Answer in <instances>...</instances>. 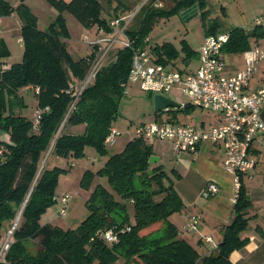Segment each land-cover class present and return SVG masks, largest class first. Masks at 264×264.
Listing matches in <instances>:
<instances>
[{"label": "trees", "instance_id": "16d2710c", "mask_svg": "<svg viewBox=\"0 0 264 264\" xmlns=\"http://www.w3.org/2000/svg\"><path fill=\"white\" fill-rule=\"evenodd\" d=\"M49 1L59 14L47 28L40 29L36 16L25 4L13 8L6 0H0V16L13 10L18 12L23 44L21 60L0 71V135L1 132L8 135V139L0 138V235L2 226L7 225V229L21 210L13 241L0 264H113L120 257L123 264H231V251L249 240L241 236L250 219L251 206L241 176L233 215L223 228L222 238L215 252L202 255L196 246L179 236V228L170 221L169 217L183 208V202L167 172L160 164L149 161L154 155L153 148L140 137L130 138L122 151L107 154L104 166L97 171L107 173L113 190L131 202L134 223L129 221L125 202L102 187L95 189L87 204L88 214L77 227L63 229L39 222L55 201L58 176L67 170L42 166L46 151L50 149V154L58 157L82 155L85 146H92L101 154L107 152L104 140L113 126L133 57L130 48L118 49L116 57L97 72L68 111L72 95L64 64L71 74L82 78L93 56L74 60L69 54L63 42L68 32L62 12L71 14L85 28L97 24L106 30L113 16H102L99 0ZM154 1L141 6L135 17L142 16L140 25L134 30L129 28L127 34L134 39L135 47L145 44L156 62L177 69L179 52L172 44L144 39L153 20L180 9L191 8L188 13L196 11L193 5L197 0H171L174 5L168 9L153 7L150 3ZM218 31L213 22L205 28L204 35ZM226 31L229 39L221 49L223 53H243L251 48L253 40L264 39V25L256 20L252 28L234 27ZM183 52L186 61L195 54L187 45ZM6 55L0 41V58ZM28 86L39 87L38 92L31 89L37 109H43L36 125L34 116L22 112L25 102L19 89ZM193 107L186 104L166 111L187 112ZM160 114L155 112V119ZM73 127L75 131L71 130ZM92 175L86 170L81 186L87 187ZM107 229L115 231V242L105 240L103 233ZM256 230L264 235L259 225ZM25 239L37 240L34 254L26 251Z\"/></svg>", "mask_w": 264, "mask_h": 264}, {"label": "built area", "instance_id": "2783aa9c", "mask_svg": "<svg viewBox=\"0 0 264 264\" xmlns=\"http://www.w3.org/2000/svg\"><path fill=\"white\" fill-rule=\"evenodd\" d=\"M142 5L128 13L111 17L108 20L109 30L95 24L83 33L81 42L88 49V55L93 57L90 59L91 62L84 77L74 83L69 82L72 100L68 111L74 106L87 84L95 78L97 72L116 57L118 49L130 48L133 51V57L127 84H124V93L127 92L126 88L130 82H138L142 90L154 94H164L166 91L177 88L189 99L184 104L179 103V107L192 104L218 116V122L207 127L187 122H160L157 118L137 126L133 137H140L146 143L167 140L176 152L184 150L195 152L205 141L219 144L224 151L223 166L234 174L237 196L240 176L249 173L255 165V160L250 156L251 144L260 132H264V119L260 115V104L264 101V83L256 90H245L258 65L264 62V44H254L244 51L242 53L244 69L235 74L226 75L223 72L225 61L221 49L227 43L229 33L219 31L207 34L203 36L198 49V65L195 70L182 71L169 68L156 62L145 44L135 47L134 39L127 34L132 20ZM260 22L261 19L257 18L256 23ZM150 40L149 35L144 39L145 42ZM3 68L4 66L0 64V71ZM27 88L33 89L34 92L39 91L38 86ZM174 100L178 102L179 97ZM42 112L43 109L35 111V125L38 124ZM118 134V130L111 126L104 140L105 147L113 145ZM205 190L206 193L215 194L218 191V185L210 182ZM70 198L69 193H63L60 196L59 202L62 204L60 214H65ZM18 219L19 217L15 218L0 235V262L5 260V254L13 241L12 236ZM198 222L197 215H189L184 230L197 231ZM103 235L108 243L117 240V235L112 229H107ZM203 239L208 242L213 240L210 235L203 236Z\"/></svg>", "mask_w": 264, "mask_h": 264}, {"label": "rangeland", "instance_id": "374dc122", "mask_svg": "<svg viewBox=\"0 0 264 264\" xmlns=\"http://www.w3.org/2000/svg\"><path fill=\"white\" fill-rule=\"evenodd\" d=\"M149 1L150 0H99L103 17L128 13L137 9L143 2L146 4ZM150 4L159 9H168L174 5L171 0H155ZM36 6L38 15V21L36 22L37 27L47 28L49 22L46 18L51 14V10L55 8H52L50 5L49 7L51 9L49 11L48 8H44L46 7L44 5H39L40 7L38 5ZM193 6H195L196 11L190 12L188 15L184 14L187 9H180L160 16L153 20L149 29V36L153 42L157 44L169 43L178 50L179 55L176 58L175 67L182 71H192L196 69L198 65L197 52L202 43L204 30L213 22L216 23L219 31H226L234 27L252 28L257 18L261 19L262 25H264V0H201V2L197 0ZM54 11L57 17L59 11ZM62 15L64 16L68 32V37L63 39V42L66 44L69 54L74 60L88 55V49L81 42L82 35L87 28L68 12L63 11ZM141 19L142 16L138 19L134 18L130 28L132 30L138 28ZM19 36L20 35L15 33V31L12 33L9 32V34L5 36L4 42L6 41V44H4V47L7 51L5 57L9 62H16L21 59L22 44L19 43ZM186 45L195 51V54L187 61L185 60V53L183 52V47ZM226 58L228 57L226 56ZM90 62L91 60H88V65ZM64 66L69 76V82L74 83L84 77L80 78L71 74L67 64H64ZM126 90L127 92L124 93L119 100L117 112L112 120V125L118 130L119 134L116 137L115 144L108 147L105 154L99 153L92 146H85L83 154L77 156L68 155L66 157H58L54 154H50V149L46 151L41 163L42 166H60L67 170L58 176L54 190L55 201L41 215L39 220L41 224L49 223L63 229L77 227L88 214L87 204L97 187L105 188L113 193L116 199L124 201L129 214V221L130 223H134V213L131 202L128 199L121 198L113 190L107 173L97 172L104 166L107 154L120 152L124 149L128 140L135 135V128L137 126L155 120L153 105L154 93L142 90L138 82H130ZM19 94L23 97L25 102V108L22 112L31 117L37 104L36 96L31 89L28 90L23 88L19 89ZM164 95L171 99L179 97L178 102L180 104H184L189 100L186 96L182 95L181 91L177 88L164 92ZM213 115L214 113L207 109L194 106L187 112L183 110L171 112L162 111L158 120L160 122L183 123L181 119L186 116L188 119L190 118L191 122L199 125L202 120L208 122L209 118H212ZM0 138L8 139V135L1 132ZM152 146L155 147V151L158 154H161L160 160L153 161V164H160L164 169L172 172L171 165L174 163L176 157L172 144L167 140H154ZM71 163L73 164L71 165ZM86 170L91 171L93 175L88 186L84 187L81 186L80 181ZM63 193H69L71 198L66 205L65 214H60L59 210L62 204L59 202V199ZM11 224L12 222H10L9 226ZM6 226L7 225L2 226L3 232L6 230ZM23 245L29 254H34L38 249L37 240L35 239H25L23 240ZM113 264H123V259L120 257L115 260Z\"/></svg>", "mask_w": 264, "mask_h": 264}, {"label": "crops", "instance_id": "0c3cea01", "mask_svg": "<svg viewBox=\"0 0 264 264\" xmlns=\"http://www.w3.org/2000/svg\"><path fill=\"white\" fill-rule=\"evenodd\" d=\"M6 1L13 8H16L21 3L25 4L36 16L37 21L36 5H44L46 7H43L48 8L49 11L51 9L49 6L51 5L55 9L51 10V14L46 18L49 24L56 17L54 10H58L49 0ZM21 27L22 22L16 10H13L9 15L0 16V41L6 44V41L4 42L5 36L9 32L15 31V33L20 35L19 43L22 44ZM254 44L262 45L264 44V39L253 40L252 46ZM21 49L23 51V44L21 45ZM221 54L225 61L224 74L232 75L244 69L245 65L242 53L222 52ZM6 59V57L0 58L1 65L4 67H8L13 63V61L9 62ZM262 83H264V62L258 65L245 90H256ZM23 89L28 88L25 87ZM36 110L37 107H35L31 117L34 116ZM260 115L264 119V101L260 104ZM181 120L183 123L194 124L186 116ZM217 122L218 116L214 114L212 118H209L208 122L202 120L199 125L207 127ZM71 130L75 131L76 128L73 127ZM150 144L152 146V143ZM152 148L154 156L159 161L161 154L155 151V147L152 146ZM174 153L176 157L174 163L171 165L172 172L162 168L172 179L173 187L183 202V208L179 212L172 214L169 219L179 228L180 237L196 246L202 255H207L215 252L217 244L222 238L223 228L229 223L233 215L232 207L236 196L234 174L223 166L224 151L219 144L205 141L201 143L195 152L184 150L179 152L174 151ZM250 156L255 160L254 168L249 173L241 176V183L251 200V206L248 209L250 219L246 229L241 232V236L248 237L249 240L243 247L231 251L229 255L231 264L264 263V235L256 230L257 225L264 230V132H260L253 140ZM210 182H215L218 185V191L215 194L206 193V185ZM192 214L199 217L198 230L185 231L184 226L188 220V216ZM205 235H210L213 240L211 242L205 241L203 239Z\"/></svg>", "mask_w": 264, "mask_h": 264}, {"label": "water", "instance_id": "95a60500", "mask_svg": "<svg viewBox=\"0 0 264 264\" xmlns=\"http://www.w3.org/2000/svg\"><path fill=\"white\" fill-rule=\"evenodd\" d=\"M190 10H191V8L187 9L184 12V14H187ZM153 105H154V112H162L168 108L179 107V102L165 96L164 94H154ZM156 160H157L156 156H151L149 159L150 162H153ZM19 212H21V210ZM17 217H18V215H17Z\"/></svg>", "mask_w": 264, "mask_h": 264}, {"label": "bare ground", "instance_id": "6f19581e", "mask_svg": "<svg viewBox=\"0 0 264 264\" xmlns=\"http://www.w3.org/2000/svg\"><path fill=\"white\" fill-rule=\"evenodd\" d=\"M20 216V212L18 213V217Z\"/></svg>", "mask_w": 264, "mask_h": 264}]
</instances>
